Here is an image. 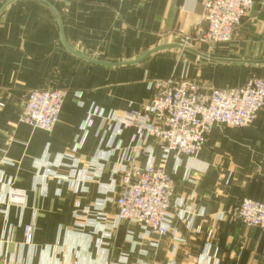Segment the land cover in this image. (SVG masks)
<instances>
[{
    "label": "crops",
    "instance_id": "crops-1",
    "mask_svg": "<svg viewBox=\"0 0 264 264\" xmlns=\"http://www.w3.org/2000/svg\"><path fill=\"white\" fill-rule=\"evenodd\" d=\"M6 1L0 0V7ZM204 2L50 0L69 46L106 61L133 59L205 30ZM195 47L226 59L264 60V0H254L229 43ZM253 76L264 77V66L211 63L175 51L119 69L88 63L62 45L58 20L47 5L38 0L10 3L0 15V261L264 264V233L244 226L232 213L244 198L264 203L263 113L249 128L215 126L192 158L171 153L165 160L159 143L139 125L121 130L107 119L111 112L146 105L154 81L175 77L224 89ZM40 89L64 92L51 132L20 122L27 93ZM145 145L151 147L149 153L143 151ZM134 155L137 166L151 161L174 179L173 218L166 235L145 236L132 221L115 225L111 188L119 181L118 169ZM59 156L64 159L57 164ZM72 160L76 178L87 179L78 194L56 178L69 175ZM10 187L24 191L23 208L2 204ZM100 199L109 201L105 220L86 225L82 211ZM31 222L36 230L26 245L24 227ZM104 222L115 225L110 238L104 235Z\"/></svg>",
    "mask_w": 264,
    "mask_h": 264
},
{
    "label": "built area",
    "instance_id": "built-area-1",
    "mask_svg": "<svg viewBox=\"0 0 264 264\" xmlns=\"http://www.w3.org/2000/svg\"><path fill=\"white\" fill-rule=\"evenodd\" d=\"M253 3L254 0H205L203 19L206 29L194 35H183L181 41L207 46L229 43L247 18ZM151 88L153 94L146 105L111 112L107 119L121 130L139 125L143 133L159 143L164 160L171 153L177 157L192 158L203 147L208 133L215 126L249 128L259 113L264 114V77L253 76L238 87L224 89L170 77L154 81ZM63 99L64 92L58 89L29 91L20 122L32 129L51 132L58 121ZM150 150L149 145L143 148L145 153ZM62 159L64 157H57V164ZM136 162L137 155H134L129 158L128 165L118 169L119 181L111 188L116 191L115 199L110 201L115 209V225L132 221L143 229L145 236L150 233L166 235L170 233L169 223L173 218L174 180L151 161L143 167L137 166ZM69 167L68 176L56 178L70 183L72 192L78 194L87 179L76 178L75 160ZM39 186L45 192V183L40 182ZM25 200L24 191L10 187L2 204L23 208ZM108 202V199H100L91 210L82 211L87 215L86 225L105 220L103 209ZM232 213L244 226L264 233V203L244 198ZM103 224L104 235L110 238L115 225ZM77 226L80 228L83 225ZM35 230L34 222L24 227L26 245L31 244ZM0 264L7 263L0 261Z\"/></svg>",
    "mask_w": 264,
    "mask_h": 264
},
{
    "label": "water",
    "instance_id": "water-1",
    "mask_svg": "<svg viewBox=\"0 0 264 264\" xmlns=\"http://www.w3.org/2000/svg\"><path fill=\"white\" fill-rule=\"evenodd\" d=\"M15 0H7L1 7H0V15L1 13L7 8V6L12 3ZM42 2L43 4L47 5L54 13L56 16L58 23H59V33H60V40L62 45L75 57L86 61L88 63H92L95 65H99L102 67H107V68H124V67H131L138 65L149 58L153 57L156 54H159L161 52H166V51H175L178 52L180 55L181 54H189L193 55L199 59L211 62V63H217V64H228V65H253V66H264V60H256V61H251V60H237V59H226V58H221V57H216L213 55H210L208 53H205L203 51H200L194 47H192L189 44L184 43L183 41H173L169 43H163L161 45H158L148 51H145L141 55H139L136 58L133 59H128V60H122V61H106L98 58H90L88 56H85L84 54L80 53L78 49L76 50L75 48H72L69 46L67 41L65 40V36L63 34V27L62 23L60 20V16L58 15L57 11L54 9L52 4L50 3V0H38Z\"/></svg>",
    "mask_w": 264,
    "mask_h": 264
},
{
    "label": "rangeland",
    "instance_id": "rangeland-1",
    "mask_svg": "<svg viewBox=\"0 0 264 264\" xmlns=\"http://www.w3.org/2000/svg\"><path fill=\"white\" fill-rule=\"evenodd\" d=\"M233 38H234V37H233ZM191 46L194 47V48H196L195 45H191ZM208 47H209V48H212V47H214V46H208ZM196 49H197V48H196ZM257 77H258V76H257ZM161 81H162V80H161ZM40 90H46V89H40ZM31 91H32V90H31ZM152 91H153V90H152ZM23 107H24V106H23ZM22 111H23V110H22ZM171 176H172V175H171ZM172 178H173V177H172ZM173 180H174V179H173ZM174 183H175V182H174ZM106 190H107V189H104L103 191H106ZM103 193H105V192H103ZM115 193H116V191H115ZM260 202H261V201H260ZM262 203H263V202H262ZM234 208H235V207H234ZM234 208H233V209H234ZM233 209H232V210H233ZM235 218H236V217H235ZM237 220H238V219H237ZM238 221H239V220H238ZM258 230H259V229H258Z\"/></svg>",
    "mask_w": 264,
    "mask_h": 264
}]
</instances>
